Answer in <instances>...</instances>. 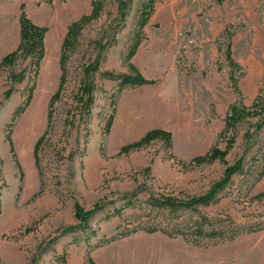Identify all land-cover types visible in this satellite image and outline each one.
Here are the masks:
<instances>
[{
  "label": "rangeland",
  "instance_id": "374dc122",
  "mask_svg": "<svg viewBox=\"0 0 264 264\" xmlns=\"http://www.w3.org/2000/svg\"><path fill=\"white\" fill-rule=\"evenodd\" d=\"M1 1L0 62L20 45L22 3L47 32L39 64L20 54L0 65V264H93L95 247L136 236L197 247L194 264H264V126L256 127L264 113L255 104L264 94V0H159L131 59L147 0H99L68 53L64 82L58 24L67 33L93 13V0ZM133 66L153 84L167 82L174 111L159 116L163 126H151L154 106L144 103L116 124L119 108L139 98L138 90L120 96L118 75ZM236 103L246 115L227 127ZM153 130L170 140L133 146ZM214 147L224 160L193 163ZM240 158L243 170L218 202L150 205L153 196L204 194ZM99 202L106 206L89 229L62 233L79 223L76 204ZM200 216L208 219L202 233ZM176 228L184 235L173 236Z\"/></svg>",
  "mask_w": 264,
  "mask_h": 264
},
{
  "label": "trees",
  "instance_id": "16d2710c",
  "mask_svg": "<svg viewBox=\"0 0 264 264\" xmlns=\"http://www.w3.org/2000/svg\"><path fill=\"white\" fill-rule=\"evenodd\" d=\"M159 0H147L140 13L139 21H138V33H137V39L128 53L127 58L131 59V57L135 54V51L137 47L139 46L141 42V35L143 33L144 27L148 24L152 14L155 10V3ZM94 3V9L93 13L91 15H86L80 18L78 21L73 22L70 27L68 28V31L66 33V36L64 38L63 46H62V55H61V66L63 69V75H62V82H64L65 79V73H66V60L68 57L69 51L76 45L78 41V36L81 32V29L84 27L86 23H88L92 18L97 16L100 11V2L99 0H93ZM123 11H122V19H124L127 15L126 13V7L128 6V3H122ZM21 13L19 18V24H20V45L17 48L16 51L12 52L11 54L7 55L3 58V60L0 62L1 64H7L14 61L20 54L23 55H33L36 59V63L39 64L40 61L43 59L45 54V35L47 32V27L43 25L37 24L35 21L32 20V18L28 15L26 11V5L25 3H22L21 6ZM226 55L228 59L231 57V50L230 47H228L226 51ZM230 60V59H229ZM233 60L231 59V61ZM234 64V63H231ZM235 65V64H234ZM133 72L131 73H124L118 75V78L120 80V90H123L125 87L131 86H141L145 84H153L155 83V80L146 78L140 71L137 70L135 66L132 67ZM111 77L114 75L109 73ZM231 79H234V77H231ZM237 87V86H236ZM83 91L91 93V84L84 85ZM59 93L56 94L58 96ZM89 103L92 101L91 97H89ZM256 106H259L260 112L264 113V94H259L256 97ZM246 115V109L242 104L236 103L233 104L230 109L229 113L227 115V127H231L234 125L238 119ZM264 126V120L258 123L256 126L258 129H262ZM171 134L169 132H165L162 130H153L150 131L140 142H137L133 146H141L143 143L149 142L153 138L156 137H163L167 141L170 140ZM224 152L219 150L218 148L214 147L210 150L209 153H207L204 156H198L193 160V163H202V162H213L215 159H221L224 160ZM244 167V160L243 158L238 159L233 165L228 166L222 178L215 182L211 188L205 192L204 194H201L196 197H192L186 200H177L172 197H151L149 199V203L152 207L159 208V209H168L170 211H180V210H187V209H194L196 210L199 206H208L212 203H216L220 200V194L224 191L226 186L231 182L232 178L243 170ZM106 206L105 202H99L95 204L91 209H84L80 204H76V217L79 220V223L75 226H69L62 230V233L66 232H75L78 230H86L89 229V218L103 209ZM115 213H120V209H116ZM201 222L199 226V232H203V225L208 223V219L205 216H200ZM159 228H152L148 232L154 233L159 231ZM93 232L91 233V235ZM183 234L181 229L176 228L173 232V236H177ZM184 235V234H183ZM92 262V261H91ZM95 264L94 262H92Z\"/></svg>",
  "mask_w": 264,
  "mask_h": 264
},
{
  "label": "crops",
  "instance_id": "0c3cea01",
  "mask_svg": "<svg viewBox=\"0 0 264 264\" xmlns=\"http://www.w3.org/2000/svg\"><path fill=\"white\" fill-rule=\"evenodd\" d=\"M2 3L3 2L0 0V6H2ZM1 12L2 11H0V15H2ZM68 17V23H71L70 12ZM61 20L62 19H60L57 27L58 52L61 50V45L66 34V25L63 24ZM17 36L20 41V24L19 35ZM132 90H138V101H128L127 104L119 108L116 124H119L122 116L128 115L126 113L129 110H134L133 108L135 106L138 104L143 105L144 103L154 106L151 126H163L160 123L161 119L159 116L163 112L167 113L170 112V110L174 111V107L170 106L167 97V82H157L156 84L142 86L139 89L125 87L120 96ZM128 126L127 124V127ZM130 126L133 127V124ZM136 237L119 239L108 244L97 246L93 249L91 257L96 264H194V256H198L200 252L199 248L191 246L179 239L162 237L160 240H151Z\"/></svg>",
  "mask_w": 264,
  "mask_h": 264
}]
</instances>
